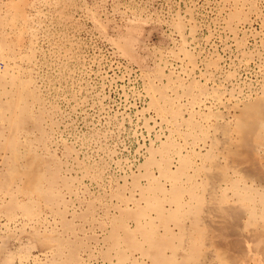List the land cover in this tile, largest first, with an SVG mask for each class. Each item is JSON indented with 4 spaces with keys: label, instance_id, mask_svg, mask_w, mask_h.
<instances>
[{
    "label": "rangeland",
    "instance_id": "1",
    "mask_svg": "<svg viewBox=\"0 0 264 264\" xmlns=\"http://www.w3.org/2000/svg\"><path fill=\"white\" fill-rule=\"evenodd\" d=\"M0 264H264V0H0Z\"/></svg>",
    "mask_w": 264,
    "mask_h": 264
},
{
    "label": "bare ground",
    "instance_id": "2",
    "mask_svg": "<svg viewBox=\"0 0 264 264\" xmlns=\"http://www.w3.org/2000/svg\"><path fill=\"white\" fill-rule=\"evenodd\" d=\"M205 99H206V98L203 99V102H204ZM228 99H230V98H227V100H228ZM209 100H210V99H209ZM227 100H226V102H228ZM201 102H202V101H201ZM206 102H208V100H206ZM218 102H221V101L218 100ZM214 103H215V102H214ZM209 104H210V103H209ZM232 104H234V103H232ZM229 108H230V107H229Z\"/></svg>",
    "mask_w": 264,
    "mask_h": 264
}]
</instances>
